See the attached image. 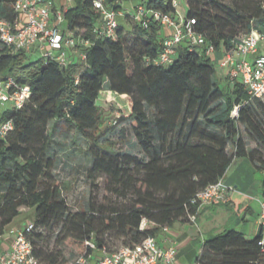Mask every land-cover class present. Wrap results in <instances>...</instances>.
Listing matches in <instances>:
<instances>
[{
    "label": "trees",
    "instance_id": "16d2710c",
    "mask_svg": "<svg viewBox=\"0 0 264 264\" xmlns=\"http://www.w3.org/2000/svg\"><path fill=\"white\" fill-rule=\"evenodd\" d=\"M16 0H0V18L11 21ZM65 14L71 34L89 40L76 45L84 63L31 59L25 51L0 46V76L30 86V97L19 109L3 107L0 124L13 128L0 139V241L22 208L34 211L29 235L42 264H66L60 249H49L37 228L55 229L56 239L80 254L109 250L115 235L122 246L156 237L163 227L195 214L194 195L223 179L238 158L262 173L264 195V95L251 98L238 82L221 86L205 47L182 42L168 64L153 60L162 50L161 25L147 27L130 18L132 30L118 25L116 38L98 36L100 16L92 0H73ZM114 3L116 0H108ZM186 19L215 53L253 29L264 34V0H184ZM149 10L176 14L171 0H146ZM176 16V15H175ZM70 51V57L72 56ZM103 90L130 101L129 130L141 156L105 151L99 142L108 132L97 104ZM237 107L236 115L232 114ZM63 122L89 140L92 155L88 177L104 176L108 189L124 203L89 201L88 211L72 212L52 171L49 126ZM245 137L254 146H249ZM143 224V226H142ZM262 229L252 238L223 230L206 237L195 264H264ZM91 242L94 248L87 246Z\"/></svg>",
    "mask_w": 264,
    "mask_h": 264
},
{
    "label": "built area",
    "instance_id": "2783aa9c",
    "mask_svg": "<svg viewBox=\"0 0 264 264\" xmlns=\"http://www.w3.org/2000/svg\"><path fill=\"white\" fill-rule=\"evenodd\" d=\"M178 14L179 0H171ZM73 0H16L13 3L14 18L11 21L0 18V46H6L12 53L25 51L39 52L40 58L54 60L61 65L72 61L70 51L76 54L80 63L86 60V54L76 48L77 44L88 46L89 40L75 38L68 29H62L66 12L73 6ZM264 9V2L262 4ZM93 10L99 14V25L94 29L98 36L116 38L119 25L118 18H130L147 27L156 22L170 29L163 36L162 50L153 60L155 64H168L175 57L177 47L186 42L192 47H205V55L212 57L215 49L208 45L202 34L192 29L194 19L176 16L170 13L149 10L144 3L137 4L134 10L124 8L122 1L114 3L108 0H92ZM222 57L217 60L225 77L230 82L238 81L253 98L264 95V34L253 29L237 36L230 48L221 47ZM213 58V57H212ZM215 60V59H214ZM30 86L20 84L12 77L0 76V108L7 104L11 108H21L30 97ZM237 107L232 111L236 115ZM11 120L0 124V139L12 130ZM233 188L219 179L199 190L191 199L198 208L219 205L230 201L229 192ZM259 205V223L262 229L260 245L264 247V195L255 198ZM191 220L195 214L188 215ZM143 226V224H142ZM34 221L14 231L9 250L0 253V264H42L33 253V243L29 235L34 231ZM166 230V227H163ZM94 248L93 243L86 242ZM176 259L174 246L163 248L153 236L145 237L141 242L124 245L119 249L101 251V256L92 258L79 254L72 262L66 264H173Z\"/></svg>",
    "mask_w": 264,
    "mask_h": 264
},
{
    "label": "rangeland",
    "instance_id": "374dc122",
    "mask_svg": "<svg viewBox=\"0 0 264 264\" xmlns=\"http://www.w3.org/2000/svg\"><path fill=\"white\" fill-rule=\"evenodd\" d=\"M60 1V0H59ZM142 0H122L123 6L129 5L131 10L137 4H140ZM178 10L182 17L186 14V5L184 0H179ZM119 25L125 30L129 31L133 29V24L128 18H118ZM68 20L64 19L61 26L62 29L67 27ZM31 59H37L40 57L39 52L27 53ZM216 54H213L210 60L213 63L216 70V77L221 86L227 85V80L224 77L222 69L216 62ZM215 59V60H214ZM75 62L79 61V58L74 59ZM264 101V100H263ZM97 104L102 110V114L105 118L103 128H108V132L102 136L99 142L105 145V151L112 153H130L135 156H141L140 150L135 142L129 130L130 119V101L127 97L119 96L110 93L108 90H103L98 97ZM6 108L9 107L7 104ZM3 108H0V112ZM259 116L264 124V116L259 113ZM50 144H49V156L54 158L55 166L52 171L57 184L61 188L62 196L65 198L69 209L72 212L76 211H88L89 201L95 200L97 202L110 203H124L126 199L116 196V194L108 189L104 176H95L93 179L88 177V170L91 167L92 155L89 151V140L82 137L74 128L70 127L66 123L58 122L55 126H49ZM248 145L254 146L255 143L251 142L249 138L245 137ZM264 154V148L261 149ZM245 158H238L237 166L234 164L226 173L224 182H232L233 184H239L242 186H249L252 182L255 187V191H258L261 187L262 174L259 171H248L246 167ZM242 161L244 164H241ZM261 189V188H260ZM260 194V193H259ZM262 196V195H261ZM235 212V210H234ZM240 215H232L229 221L224 227V230H231L240 228L237 221H240ZM15 221L20 223L23 227L30 221H34L33 209H25L19 213L15 218ZM218 227V225L216 226ZM42 233L45 237V242L49 249H60L62 255L67 259V263L72 262L80 252L72 248L67 242H60L56 239L57 231L55 229H42L36 230ZM246 232L245 230H242ZM220 233V232H219ZM215 235V233H205V237ZM107 245L110 251H115L122 246V239L115 235L110 234L107 239ZM200 243V242H199ZM197 244V246L199 245ZM97 253V252H96Z\"/></svg>",
    "mask_w": 264,
    "mask_h": 264
},
{
    "label": "crops",
    "instance_id": "0c3cea01",
    "mask_svg": "<svg viewBox=\"0 0 264 264\" xmlns=\"http://www.w3.org/2000/svg\"><path fill=\"white\" fill-rule=\"evenodd\" d=\"M119 1L121 2L122 0ZM145 1L146 0H142L141 3ZM72 5L74 6V1ZM124 8L128 10L131 9L129 5H125ZM180 14L181 13L179 11L176 15V20H179ZM169 33L170 29L167 27H162L159 31L160 37H163ZM215 54L217 60L222 57L221 51H218ZM75 58L76 54L72 53L71 59L74 60ZM244 160L247 159L245 158ZM243 162L245 161H242L241 164H244ZM234 164L237 166L240 163H238L236 159L228 168V170ZM246 167L251 173L253 171H258L256 169L255 164L250 162L249 160L246 161ZM228 170L226 171V173L228 172ZM226 183L233 188V190L229 192V202L222 203L219 205L198 208L195 213L194 220L187 218L184 220L177 221L172 226L166 227V230L162 228L161 231L155 237L159 246L163 248H167L169 246L175 247L176 259L173 264H195V258L201 250L203 240L206 238L205 233L217 234L223 231L224 227H226L227 222L234 214H238L241 216L240 221H237V225L240 228L234 230L241 232H243L242 230H245L246 232L243 233L245 234L246 238L254 237L260 230L259 205L255 200L256 197H260L261 195H263L262 190L260 189L261 187L259 188L260 184L258 185V191H255L254 189L257 184L254 185L253 180L249 183L248 187L242 186V188H240L238 183L233 184L229 181H227ZM22 210L23 208L21 209V211ZM15 218L6 227L5 234L1 238L0 253L9 250L12 240L14 238V231L22 227L20 223L15 221ZM217 225L218 227H216ZM198 243L199 245L197 246ZM100 256L101 252H94L91 255L92 258Z\"/></svg>",
    "mask_w": 264,
    "mask_h": 264
}]
</instances>
